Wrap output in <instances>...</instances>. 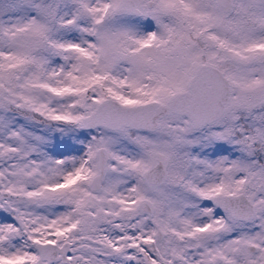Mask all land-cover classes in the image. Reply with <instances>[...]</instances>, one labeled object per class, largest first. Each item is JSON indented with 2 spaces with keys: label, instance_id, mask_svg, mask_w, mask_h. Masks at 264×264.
<instances>
[{
  "label": "snow or ice",
  "instance_id": "obj_1",
  "mask_svg": "<svg viewBox=\"0 0 264 264\" xmlns=\"http://www.w3.org/2000/svg\"><path fill=\"white\" fill-rule=\"evenodd\" d=\"M0 264H264V0H0Z\"/></svg>",
  "mask_w": 264,
  "mask_h": 264
}]
</instances>
